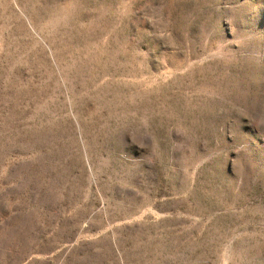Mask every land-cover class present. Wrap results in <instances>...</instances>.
Segmentation results:
<instances>
[{"label":"rangeland","instance_id":"obj_1","mask_svg":"<svg viewBox=\"0 0 264 264\" xmlns=\"http://www.w3.org/2000/svg\"><path fill=\"white\" fill-rule=\"evenodd\" d=\"M0 264H264V0H0Z\"/></svg>","mask_w":264,"mask_h":264}]
</instances>
